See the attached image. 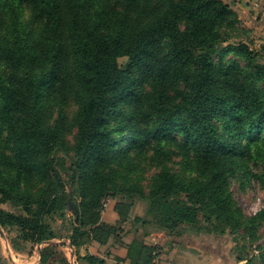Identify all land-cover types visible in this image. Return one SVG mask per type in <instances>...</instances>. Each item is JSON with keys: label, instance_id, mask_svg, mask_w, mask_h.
I'll list each match as a JSON object with an SVG mask.
<instances>
[{"label": "trees", "instance_id": "obj_1", "mask_svg": "<svg viewBox=\"0 0 264 264\" xmlns=\"http://www.w3.org/2000/svg\"><path fill=\"white\" fill-rule=\"evenodd\" d=\"M252 31L238 0H0V264L25 244L34 264H109L82 253L94 243L155 264L154 233L230 235L238 261L264 264V208L246 216L231 189L264 188Z\"/></svg>", "mask_w": 264, "mask_h": 264}, {"label": "crops", "instance_id": "obj_2", "mask_svg": "<svg viewBox=\"0 0 264 264\" xmlns=\"http://www.w3.org/2000/svg\"><path fill=\"white\" fill-rule=\"evenodd\" d=\"M238 8L245 25L253 31H260V38L264 39V0H238ZM117 217L113 204L103 214L104 220L108 223H115ZM132 239L133 237L125 238V242L129 243ZM145 241L148 245L162 246L160 254L155 259V264H246L245 261L237 260L233 251L235 243L230 235L188 233L181 236H169L154 233L147 236ZM90 248L102 250V254L89 252L105 257L109 264H114L116 257L123 259L127 257V248L122 245L110 243L101 246L94 243ZM125 264H129V261L126 260Z\"/></svg>", "mask_w": 264, "mask_h": 264}, {"label": "rangeland", "instance_id": "obj_3", "mask_svg": "<svg viewBox=\"0 0 264 264\" xmlns=\"http://www.w3.org/2000/svg\"><path fill=\"white\" fill-rule=\"evenodd\" d=\"M260 36H261L260 31H252L250 41L254 48H259L264 43L263 42L264 39L260 38ZM121 61L122 63L125 62V60H121ZM69 111L70 113H72V111H74V107L71 106ZM68 139L72 142L73 135L69 136ZM256 171L257 169L253 170V175L256 174ZM154 172L156 171L152 169L150 172H147L145 174L146 180L143 182V184L147 188V190H148V186L150 184V181H151V178ZM231 189L234 193L238 206L241 208V210L246 216L252 217L256 215L261 209L264 208V188L262 187V185L260 184V182L255 176H253L248 183L246 182L244 187L242 186V182L240 180H237V179L233 180ZM109 199L110 198H107L104 202L105 204H108V207L112 206V204L114 205L115 203V200H112V199L109 200ZM108 200L110 201L109 203H108ZM2 207L8 210H14V207L10 205H3ZM107 208L105 212H107ZM146 208H147V202L145 201L137 202V204L134 206L131 212L130 221L124 225V233L130 234L132 233L133 230H135L138 224L134 223V218L137 216H144L146 214ZM68 215L71 217V219L75 218V210L73 208H70V210L68 211ZM107 219L108 218H106V220ZM55 221L57 225H61L62 223V221L60 220L58 216H55ZM6 234L7 236L9 235L8 233ZM9 237L11 239L12 236L9 235ZM129 237L131 238L133 237V235H128L127 238ZM91 245L86 247L87 250L86 248H83L82 253L85 254L87 251L88 252L91 251L94 253L98 252L102 254V250H100L99 248L91 249L90 248ZM32 247L33 246L31 244H25L23 245L22 250L20 251L14 250L18 264H34L35 259L32 256V253H33ZM60 251L65 253V256L67 255L68 257L69 252H67V250L65 251L62 249ZM0 258H1V262L2 260L3 262H7L9 258L6 252V246L1 236H0Z\"/></svg>", "mask_w": 264, "mask_h": 264}, {"label": "built area", "instance_id": "obj_4", "mask_svg": "<svg viewBox=\"0 0 264 264\" xmlns=\"http://www.w3.org/2000/svg\"><path fill=\"white\" fill-rule=\"evenodd\" d=\"M110 201L108 200V203H109ZM108 207V204H105V209Z\"/></svg>", "mask_w": 264, "mask_h": 264}]
</instances>
